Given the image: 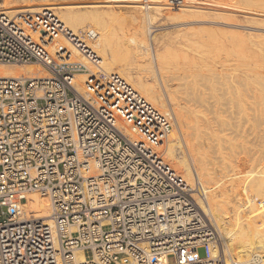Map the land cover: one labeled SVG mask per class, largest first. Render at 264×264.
Here are the masks:
<instances>
[{"label": "built area", "instance_id": "2783aa9c", "mask_svg": "<svg viewBox=\"0 0 264 264\" xmlns=\"http://www.w3.org/2000/svg\"><path fill=\"white\" fill-rule=\"evenodd\" d=\"M59 37L100 62L94 31L72 33L51 7L0 5V63L52 71L0 77V264H226L201 183L163 156L172 113L114 73L78 91L53 68L69 57L50 51ZM29 193L48 198L46 218L26 216Z\"/></svg>", "mask_w": 264, "mask_h": 264}, {"label": "bare ground", "instance_id": "6f19581e", "mask_svg": "<svg viewBox=\"0 0 264 264\" xmlns=\"http://www.w3.org/2000/svg\"><path fill=\"white\" fill-rule=\"evenodd\" d=\"M243 1L246 4L249 3V6H251L250 4L256 3L254 0ZM130 5H132V10L135 13L140 11L139 9L142 8V2H133ZM99 6L100 5L91 4L65 5L53 3H48L46 5V7H55L56 9H58V11L54 10L57 16L66 26V28L74 34L78 32L77 30L83 28L87 24V21H91L94 24L95 28H97V31H94L95 29L93 30L89 28L84 30H92L96 33V38L91 42V46L100 57V62L98 64L90 63L85 58L83 53L71 41L63 37L57 38L50 49V51L53 52V50L56 48V45L66 48L69 53L68 59L64 61L56 60V62L53 64V68L57 71L66 69L65 72H70L73 75L75 74L77 78V84L75 82L76 80L74 79V76L73 83L74 85L76 84L77 87H79L78 89L75 87L78 91L83 90V83L90 76L98 73L108 75V71L111 70L112 64L118 65L116 63L117 54H121L120 57H124L129 53V49L124 46V41L122 39L118 37L116 40H114L115 43L114 41H111V37L112 39H115V36L113 37L112 34L109 33L110 30H105L107 21L109 19V13L100 10ZM161 6L165 7V9L167 8L166 5H162L160 3H152V5L147 6L149 12L145 16H143L142 14H140L139 16L135 14L134 18L139 19L138 23L132 25L131 23L129 24L131 25V27H133V29L135 28V33L133 31V35L128 38L129 42L133 43L136 48H141L144 52H148V41L145 36H142L144 22H146V20L150 23L154 22L155 18L163 13V11L161 10ZM37 7L35 5H31L25 9L35 11L39 9V5ZM181 8L186 9V7ZM17 9L19 10L20 8H18V6L16 5H10L7 7L8 12L10 13H15V11L17 12ZM170 13L171 11L169 10L165 11V14ZM119 28L120 27H118V29ZM84 30L80 31L82 32ZM181 37L182 35L172 33L165 37L155 38L153 40L152 48L155 61H157L158 64H160V66H162V68L166 69L167 71H171L172 69H175V67L176 69L177 67L180 68L179 66L182 65H179V61H182V59L186 60L187 58L185 57L186 54L183 53V50H181L180 47L176 44L178 40L181 39ZM182 39L187 43L196 45L199 50L205 49V45L203 43L210 44L208 41L203 42L199 41L198 39H195V41L189 37L184 36L182 37ZM214 44L217 43L215 42ZM210 45H212V43ZM224 47L225 46L221 44L220 48L219 46L218 48H216V53L218 54L217 57H219L220 53L223 51L222 49H225ZM207 48L209 50L213 49H210V46H208ZM236 50L237 52L240 51H238V49ZM98 51H100V54H102L103 57L100 56ZM212 51L214 52V50ZM226 51H229L228 48ZM213 52H211V54L215 53ZM240 52H242L243 54L242 55L240 53V55L244 56L243 49ZM225 53H227L225 55L229 54L228 52ZM231 53L236 56L238 54L236 52L235 54L232 50ZM230 54L229 57L231 56ZM181 56L183 57L182 59H180ZM192 57L190 61H188L191 62L190 64H192V67L193 65L196 67L197 65L193 61ZM213 57L216 58V56ZM239 58L242 59L243 57L239 56ZM223 60L221 59L220 62ZM199 62L202 63V61ZM183 68L184 67L180 69ZM114 74L119 75L122 79L128 82L139 94L142 93L146 101H148L156 110L163 113H166L169 110L172 113L173 126L163 147V156L166 160L167 158L172 160V162H168V160L167 162L174 169H176L187 182L192 183L197 179L201 183L202 190L205 195L204 201H201V207L205 215L209 218L215 228V231L217 233L218 245L220 246L218 247V249L223 253L225 257V263L264 264V99H261V96L259 97L257 95L256 97H254L255 99H253L252 103L259 105L260 107L254 108L255 112L251 111L253 114L251 113L249 114V116L247 113L246 115L244 111H246L245 109L248 110L246 106H248L250 102H247L245 99L240 98L237 99V109L230 110L229 113L227 112L228 114L223 113V111H214L213 109H211L214 112H210L211 115L213 114L212 116H209V113V115L203 113L204 115L197 116L196 118H194V120L191 119L190 121L188 120L189 122H187L185 116L186 112L183 113L182 108L178 107L174 103L173 96L169 97V100L164 101V98H162L161 95L156 94L151 89V87L140 78H138L132 70L123 71L120 67L119 69H117V71L114 72ZM51 75L52 71L47 67H31L23 66L20 64L0 63V77H49ZM211 101L213 102V100ZM209 102L210 99L209 101L206 98L201 99V104L205 105L207 103L209 104ZM214 102V105H216L218 102L217 99H215ZM213 103L211 104V106L213 105ZM166 106L169 107L168 110L164 109ZM185 123H189L188 125L190 126L192 132L188 134H190L192 138L190 136V138L187 137V133H185L186 131L182 127V125H184ZM118 126L125 133H127L125 124L120 122ZM220 133H223V136L225 137H221V135H218ZM226 133L227 135L233 134V136H227ZM248 135L252 136V138L249 140L250 143L247 139ZM245 137L246 141L248 142L247 144L249 145L246 146L251 147L250 144L253 146V154L251 155L253 157V160L251 158L252 167L250 166L251 170H249V172H247L246 174H240V169L236 171L235 169L227 170L228 168H225L226 170H223L224 168H217L218 166L220 167V165L216 166L217 163L224 164L226 158L228 156L229 158L231 157V155L229 154H224L227 156L218 154V157H216V154L218 153V150L216 149H219L221 141L224 144V141H226V143L228 142L230 145H232L233 141L240 138H244L245 140ZM184 138H187V157L185 156L186 153L184 151L185 146L182 147V144L184 143L181 142L182 140H184ZM241 142L243 144V140ZM239 148L243 147L241 146ZM223 149L224 146L222 150ZM214 150L217 153L214 152ZM247 150H249V148ZM211 153H216L213 154L216 156L212 157ZM214 157H216L217 159H214ZM245 157L243 158L245 159ZM218 160L220 162H218ZM224 166L226 167V164ZM27 198L28 202L24 206L27 217L32 215L35 218H46L49 215L50 203L46 196H42L37 193H29L27 194ZM214 252H217L215 247ZM78 255L79 257H81L82 254L79 253Z\"/></svg>", "mask_w": 264, "mask_h": 264}, {"label": "rangeland", "instance_id": "374dc122", "mask_svg": "<svg viewBox=\"0 0 264 264\" xmlns=\"http://www.w3.org/2000/svg\"><path fill=\"white\" fill-rule=\"evenodd\" d=\"M254 1L256 3L250 4L251 6H249V3L246 4L243 0H0V5L5 10H7V7L10 5H16L20 8L19 10L17 9L18 11L24 10L31 5H35L36 7L39 5L40 9L46 7L48 3L100 5V10L109 13V19L105 30H110L111 32L109 31V33H111L113 37L115 36V39L111 37V41L113 42L119 37L124 41V46L129 49L128 55L124 57H120L121 54L116 55V63L119 66L112 64V68L108 73H114L120 67L123 71L132 70L134 74L148 84L156 94L161 95L164 101L169 100V97L173 96L174 103L182 108L183 113L186 112V121L189 122L191 119L194 120L197 116H202L204 114L209 115L210 112L214 113L211 109L214 111H223L225 114L227 112L229 113L230 110H236L237 99L240 98L250 102V104L246 106L248 110L245 109L246 111H244L248 116L252 113L251 111L255 112L254 108L260 107L259 105L253 104L252 101L255 99L254 97H256V95L264 99V0ZM133 2H142V8H140V11L137 13L133 12V7L130 5ZM152 3H160L166 5L167 8L165 9V7L161 6V10L164 14L161 13L158 15L154 22L150 23L147 20L144 22L142 36H145L148 41V52H144L141 48H136L133 43L129 42L128 38L133 35L132 32L135 30L131 25L139 22V19L134 18L135 14L138 16L140 14L145 16L149 12L147 6L152 5ZM181 7H186V9ZM52 9L58 11L55 7H52ZM167 10L171 11V13L165 14ZM130 23L131 25H129ZM118 27L120 28L118 29ZM87 28L97 31L94 24L91 21H87V24L83 28L77 30V33ZM172 33L182 35V37H189L192 40L198 39L203 42L208 41L210 44L212 43V45L206 44L210 46V49L213 48L212 50H214L215 53L217 52L216 48H218V46L220 48L221 44L225 46V49H222L223 53L221 52L219 57H217L218 54L209 50L205 43H203L205 49L199 50L196 45L185 42L181 37L176 44L183 50V53L186 54V56L183 55L187 57L186 60L182 59L183 57L181 56L180 59H182V61H179V65H182L179 67L184 68L180 69L177 67L176 69L175 67V69L167 71L155 61L152 44L155 38L165 37ZM215 42L217 44H214ZM227 48L230 52L226 51ZM235 48L238 49V51H242L243 49L244 56H242V52H237ZM231 50L234 53H238L237 56L231 53ZM224 51L229 54L231 53V56L229 57V54L225 55L227 53ZM211 52L215 55L211 54ZM98 53L100 54V51H98ZM240 53L242 55H240ZM212 55L216 56L217 59ZM100 56L103 57L102 54H100ZM239 56L243 58L240 59ZM191 57L198 67L194 65L193 67L191 66L192 64L189 62ZM221 59L226 61L223 60L220 62ZM199 61H202V63ZM61 71H66V69H62ZM73 76L76 80L75 74ZM75 82L77 84V80ZM76 84L75 87L78 89L79 87H77ZM140 94L142 95V93ZM202 98H206L208 101L210 99L209 104H201ZM215 99L218 101L216 105H214ZM211 100H213L214 103ZM211 102L214 107L211 106ZM167 107L168 106L164 109L168 110L169 107ZM212 115L210 114L209 116ZM188 124L185 123L182 127L186 131L187 137L190 138L191 135L188 133H191L192 130ZM223 133L218 135L225 137ZM231 136H233V134ZM248 137L247 139L249 142L252 136L248 135ZM186 139L184 138L181 142L184 143L182 147L185 146L184 151L187 157ZM238 140L233 141L232 145L228 142L226 143V141H224V144L221 141L222 146L220 145L219 149H216L218 153L215 150L214 152L217 154L211 153L212 157L216 155V157H218V154L231 155L230 158L229 156L226 158L224 164L217 163L216 166L220 165V167L218 166L217 168H224L223 170H226L225 168H228L227 170L235 169L236 171L240 169V174H246L251 170L253 146L250 144L252 148L247 147L249 145L247 144L246 137L245 140L244 138ZM242 140L243 144L241 142ZM223 146L224 149L222 150ZM241 146L244 149L239 148ZM246 147L247 149L249 148V150H247ZM216 157H214V159ZM243 157H245V159ZM167 160L168 162H172V160L168 158ZM218 162L220 161L218 160ZM225 164L226 167L224 166ZM218 247L220 246L218 245ZM218 247H215V249L217 250ZM198 254L202 256L203 250L199 249Z\"/></svg>", "mask_w": 264, "mask_h": 264}]
</instances>
